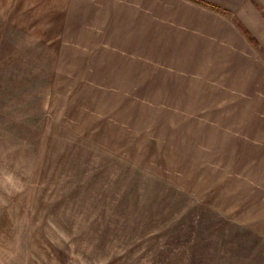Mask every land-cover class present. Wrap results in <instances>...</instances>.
<instances>
[{
  "label": "rangeland",
  "instance_id": "obj_1",
  "mask_svg": "<svg viewBox=\"0 0 264 264\" xmlns=\"http://www.w3.org/2000/svg\"><path fill=\"white\" fill-rule=\"evenodd\" d=\"M221 2L217 18L264 52V0ZM117 11L0 0V264H264V136L237 113L248 88L206 62L198 30L178 38L183 17ZM139 24L130 63H67L66 36Z\"/></svg>",
  "mask_w": 264,
  "mask_h": 264
},
{
  "label": "crops",
  "instance_id": "obj_2",
  "mask_svg": "<svg viewBox=\"0 0 264 264\" xmlns=\"http://www.w3.org/2000/svg\"><path fill=\"white\" fill-rule=\"evenodd\" d=\"M100 1L104 0H98V2ZM154 1L155 0H113V3L118 7L116 14L120 17L121 21H124V18L126 17L129 19L132 17H151L157 13H160L163 16L177 17L178 19L179 17H183L184 20H181L178 26L173 28L174 33L177 34L180 40L182 38V35L180 34L185 32L188 42H191L193 31L198 30L196 37L197 43L194 44L210 57V60H206L207 63L213 65V61L217 59H221V64L224 63L222 59L225 61V67L223 66L222 68H219V70L225 72L230 71L233 73L234 79L238 83L230 80L233 87H238V89L233 88V93L235 95H243L244 90L248 88V91L251 94L249 85L255 87V89H252V95L255 98V102L251 101L250 94H244L246 97L243 99L242 108L237 112L239 116L238 120H240V122L244 120V126H249V128L246 129L248 133L250 129L254 128L257 129L256 132L258 135L263 137L264 58L258 48L249 42L246 36L235 24V21L237 20L233 16V22L219 19L215 14L220 16L223 15L222 17L231 14H223L192 0H163L160 7L161 9L159 10H154ZM209 1L217 3L222 7L225 6L224 8H232L229 4L227 5L221 2V0ZM230 10L232 11V9ZM210 13H214V16ZM258 13L259 12H257V14ZM237 16L243 17L238 13ZM258 17L260 18L261 15ZM139 28L140 30H138ZM96 29V32H90L89 29L86 30L79 40L78 38L74 40L65 35L68 42V52L65 53H69V58H72H70L71 60L67 61V63L85 65L93 62L94 60L92 59L96 58L95 60H97V64L105 66L107 70H109L108 66H111L113 62H117L118 64L130 63L123 59L129 58L131 54L135 53V50L139 48V43L137 41L142 40V33H146L142 24L137 25L133 29H131L130 26H124L119 31L107 30L105 27L99 26ZM147 33L148 41L152 43V32ZM106 40H113V42L111 43ZM105 49H107L106 54L104 52ZM65 53L62 52V55L64 56ZM107 70L105 72L101 71V74L107 75L106 78L110 80H114V78L111 77V72H107ZM109 74H111V76ZM251 75L259 87L252 84L253 79ZM99 78L105 80V76ZM196 112L198 113V111ZM192 116L195 118L196 115ZM238 120H236V122ZM232 121L233 120L227 119L226 123H222L220 126L222 128L221 130H229L233 125L230 123ZM250 121H254L255 125H253L252 122L249 125ZM197 139L198 140L195 143L196 145L199 144L204 137L199 135ZM242 142L243 144H246L244 140ZM243 159L245 158L243 157Z\"/></svg>",
  "mask_w": 264,
  "mask_h": 264
},
{
  "label": "trees",
  "instance_id": "obj_3",
  "mask_svg": "<svg viewBox=\"0 0 264 264\" xmlns=\"http://www.w3.org/2000/svg\"><path fill=\"white\" fill-rule=\"evenodd\" d=\"M192 1H194L196 3H199V4L203 5V6L209 7L211 9L215 10V11H218V12H221L223 14H226V15H228L229 11H230V10L225 9L221 5H219L217 3H214V2H211L209 0H192ZM260 14L264 18V11H260ZM235 24L239 27V29L246 36V38L249 40V42L251 44L255 45V47L258 48L259 52L264 56V52L261 50V47L258 45V43L256 42V39L253 37V35L250 34L249 31L245 27H243L241 24H239L237 21H235Z\"/></svg>",
  "mask_w": 264,
  "mask_h": 264
}]
</instances>
